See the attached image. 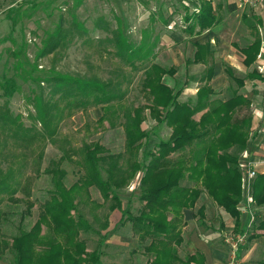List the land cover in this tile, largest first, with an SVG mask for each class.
Returning a JSON list of instances; mask_svg holds the SVG:
<instances>
[{
	"label": "trees",
	"instance_id": "1",
	"mask_svg": "<svg viewBox=\"0 0 264 264\" xmlns=\"http://www.w3.org/2000/svg\"><path fill=\"white\" fill-rule=\"evenodd\" d=\"M78 5L79 2H75V8ZM182 8L183 33L186 36H198L218 28L220 21L217 9L211 2L199 0V5H196L182 0ZM73 23L75 25L71 29L76 32L79 26L75 20ZM73 34L68 29L63 30L59 23L53 32L47 33L41 40V46L32 63L20 60L16 62L15 68L19 72L16 75L25 82L31 81L38 86L42 81L47 84L53 82L52 94L61 93L60 99L67 100L66 106H101L102 115L98 122L108 120L110 126L119 124L122 127L127 156L124 157L123 153L110 155L95 143L83 144L79 150L81 157L78 164L83 172L77 182L69 187L64 184L65 171L60 167L61 162H50L51 166L44 169V173L51 178L49 198L41 205L37 219L28 230L20 229L10 239L0 234V259L10 250L14 264H103L101 248L106 244L108 234L102 235L95 249L90 252L87 251L85 241L80 239L81 231L87 232L91 229L89 222L77 211L81 190L96 187L103 202L110 201V211L121 210L118 191L127 187L139 172L142 174L138 183L139 198L143 207L137 216H127L126 219L141 242L146 238L150 239V243L144 247V252L152 256L148 264L204 263L201 253L181 259L177 251V247L183 242L181 229L186 225L182 210L192 209L202 192L228 214L233 220L236 232L248 235L252 230L247 240L264 235V219L255 220L251 226L247 222L244 230L239 231V159L250 142L253 119L251 112L242 118H235L238 109L248 110L250 107V101L238 92L244 87L245 79L264 82V78L253 71L246 78L240 79L225 68L227 78L238 90L224 101H211L215 91L210 85L214 74L213 62L209 60L212 59L210 45L194 43L192 59L186 60L185 65L203 64L205 69L196 80L200 86L196 89L194 101L187 102L192 106L181 105L186 114L184 116L175 108L182 90L174 91L163 83L164 77H173L176 74L174 67L165 68L153 63L143 69L140 87L147 102L137 106L123 101L126 91L122 89L121 81L111 82L97 77L75 81L53 72L50 78L34 76L38 62L55 53L59 47L63 49ZM125 40L119 38L116 47L123 54L125 63L132 70H136L135 61L147 59L155 44L146 45V37L137 47ZM258 48L259 39H255L248 46L245 61L249 60L250 63L254 60ZM21 50H14L11 54L18 58ZM25 65L31 67L30 72L26 73ZM190 78L195 80L194 77ZM126 79V76H121L123 82ZM2 80L0 97L9 98L18 88L15 78L2 76ZM71 83L78 87L74 94L67 87ZM33 93L31 89V94ZM43 99V95H34L30 101L35 107L37 119L45 128L44 134L51 138L56 133V129H50L52 108ZM146 112L148 118L156 123V128L151 132L142 128L146 121ZM199 113V120H194L193 117ZM161 128L170 130L168 138H158L151 149L144 147L149 136L158 134ZM27 131L29 129L22 126L19 115L12 116L8 109L3 110L0 106V206L5 200H10L16 193L23 191L27 194L24 203L25 216L30 215L32 208L29 183L22 179L24 165H12L21 154L6 152V147L9 142L30 146L33 138H27ZM63 157H69L68 150L63 152L61 158ZM3 162L6 163L5 168L2 167ZM252 197L256 208L264 207V173H256ZM204 209L203 206L199 207L197 214L201 216ZM127 214L126 211L121 212L122 217ZM239 247L240 245L236 249ZM258 264H264V260Z\"/></svg>",
	"mask_w": 264,
	"mask_h": 264
},
{
	"label": "rangeland",
	"instance_id": "2",
	"mask_svg": "<svg viewBox=\"0 0 264 264\" xmlns=\"http://www.w3.org/2000/svg\"><path fill=\"white\" fill-rule=\"evenodd\" d=\"M77 1L79 5L75 8L74 4ZM242 8L250 13L253 9L251 1ZM242 8L238 9L242 11ZM183 13L182 0H0V84L3 81L2 76H7L15 78L18 86L11 97H0V106L3 110L8 109L12 116L19 115L22 126L29 129L26 133L27 138H33L28 147L13 142H9L6 147V152L21 154L12 165L15 167L24 165L22 179L29 183V200L32 203L28 216L24 215V203L27 199L25 192L19 191L12 199L2 203L0 234L6 239L17 235L20 229L28 230L37 219L41 205L49 198V191L52 189L51 178L44 173V169L51 166L50 162H61L60 167L65 171L64 184L69 187L77 182L83 172L78 166L81 157L79 150L83 144L95 143L102 146L110 155L123 153L124 157L127 156L122 127L119 124L112 127L108 120H104L103 123L98 122L102 115L101 106L96 107L92 104L87 107L66 106L67 100L60 99L61 93L52 94L53 82L47 84L42 81L38 86L31 81L25 82L16 75L19 73L15 68L16 62L20 60V62L32 63L41 46V40L47 33L53 32L59 23L63 30L68 29L73 34L75 31L73 32L71 27L75 25L73 23L75 20L79 30L70 37V42L68 41L63 49L59 47L55 53L38 62L34 76L50 78L53 72L64 77L68 76L75 81L93 77L111 82L121 81V87L126 91L123 101L137 106L147 102L140 87L143 69L153 63L165 68L174 67L176 74L173 77H164L163 83L174 91L182 90L175 108L186 116L181 105L192 106L187 102L195 99L196 89L200 86L196 80L202 74L204 66L185 65V60L192 58L195 49L192 44L193 39L183 33ZM223 16L228 28L230 23L232 24L230 26L233 34L225 35L219 28L213 35L210 33L216 64L210 84L215 91L211 101L214 99L224 101L238 90L224 74L218 72L220 65H226L225 56L229 51L226 47L230 49L231 42H236L246 34L241 28L235 30L238 20L235 14L232 18L229 13H224ZM119 38L126 39V42L135 47L141 45L144 40L146 45L155 44V47L147 59L136 60V70H132L116 47ZM20 48L22 49L20 56L13 57L11 52L14 50L18 52ZM30 68L25 65L26 73L30 72ZM233 73L238 78H244L246 75L242 69H236ZM122 75L127 78L124 82L121 80ZM190 77H194L195 80H191ZM67 87L73 94L78 90L74 83ZM31 89L34 95H43V100L52 108L50 129H56V133L51 138L44 134L45 128L37 119L35 107L30 101L34 97ZM238 92L246 98H252L250 82L245 79V86ZM250 112L252 113L251 106L250 111L245 108L238 109L235 118H242ZM200 116V113L196 114L193 119L197 121ZM142 128L150 132L156 128V123L148 118L147 112ZM252 132L251 129L250 142L257 136V132L255 134ZM169 134V129L161 128L158 134L149 136L144 147L153 148L158 138L166 140ZM65 150H68L70 158H61ZM242 155L239 159L241 165L246 163ZM241 165H239L240 169ZM2 167L5 168L6 163L3 162ZM141 175V172L137 173L127 187L118 191L121 210L110 211V201L103 202L96 187H90L86 191L81 190L77 211L89 222L91 229L87 232L81 231L80 239L85 241L87 251L90 252L95 249L100 237L108 234L106 244L101 248L103 264H148L152 259L151 255L144 252V247L150 243V239L146 238L141 242L131 223L126 219L127 216H137L143 207L138 187ZM201 206L205 208L202 217L197 214V209ZM244 206L241 188L238 209ZM122 211L128 214L122 217ZM183 212L185 210H182ZM188 213L192 218L187 222L183 213L186 225L181 229L183 242L177 247L181 259L195 253L202 254L209 250V246L214 248L212 247L214 243L216 247L213 250L217 252L222 245V239L227 235H232L228 238H234V234L243 233L235 231L233 220L204 192ZM246 213L249 214L247 209ZM251 231L246 236L245 242L240 244L241 246L247 243ZM224 232H227V235ZM253 244L255 245L254 264H258L264 260V239H259ZM243 248L242 251L245 253V250L252 247L250 244H245ZM0 264H14L10 250L2 255ZM222 264H225V260Z\"/></svg>",
	"mask_w": 264,
	"mask_h": 264
},
{
	"label": "crops",
	"instance_id": "3",
	"mask_svg": "<svg viewBox=\"0 0 264 264\" xmlns=\"http://www.w3.org/2000/svg\"><path fill=\"white\" fill-rule=\"evenodd\" d=\"M187 1L189 2V4L199 5V0H187ZM205 1L211 2L212 5L217 9V14L220 21L218 28L219 30L224 32L225 35H231L232 24L230 23L231 26L229 25L228 28V23L223 16L224 13H229V16L231 18L235 14L236 19L238 18L236 22L235 30L237 31L238 28H241L242 30H245L246 33L245 36L240 37L241 39H238L234 43L231 42L229 46L230 49L226 47L229 50L227 52V55L225 56V59L227 61L226 63L224 62V64L226 65L224 66L220 65L219 66L220 72L218 73L224 74L227 78V75L224 72L225 68L229 69L232 72L236 69L238 70L242 69L246 72L244 78H246V76H248V74L253 71L261 78H264V0H250L251 5L253 6V9L250 13L246 12L244 8H242L243 6H246V4L243 3L242 0H205ZM184 2L186 3V1ZM238 8H242L244 11L243 10L241 11ZM194 10H198V9L194 8ZM205 32H207V34H205ZM205 32L201 33L198 36H193V37L187 36V37L193 39L192 42L193 47H194V43H198L200 45H204V44L210 45L212 59L209 60L213 62L214 70H215L216 64L213 56V49L211 44L212 40L210 39V33H212L213 35V33H215L216 30L209 32L205 31ZM242 37H245L246 39H243ZM255 39H259V48L257 50V55L255 59L250 61L249 63V60L245 61V55H247L248 46H250L255 41ZM242 43H245V45H242ZM192 65H203V64H192ZM246 80L250 82V87L252 89V95H251L252 98H247L250 101V106L252 110L251 113L253 119L252 133L255 134L257 132V136L255 140L249 142L247 149L242 156L243 159H245L246 163H250L252 165L256 173H264V82L258 79H251V80L246 79ZM244 86H245V82H244ZM249 111H250V107H249ZM188 211L189 210H185V212H183L185 213L184 217L185 219H187V222L189 218H192V216L188 213ZM239 211L241 214L240 216L241 226L239 229L240 231V230H244L243 228L247 222L249 223V216L244 208L241 207ZM254 213H255V220L258 221L264 219V207L256 208L254 205ZM224 233L227 235V232ZM236 235H238V233L234 234V236ZM228 237H232V235L229 234L225 237V239H222L221 242L222 245L219 246L220 249L219 250L217 249V252L213 250L216 247V244L214 243L212 244V247L214 248H210L209 246V250H206L204 253H202L204 255L203 264H222L224 260H225V264H254L255 253L253 250L255 248V245L253 244V242L258 241L259 239H264V235L254 238L250 241L248 240L247 243L245 244H250L252 248L245 250L246 251L245 253L244 251H242L244 249L243 247L245 244L243 246L240 245L238 250L237 249L234 250L231 247L230 243L227 241ZM232 250H234V255L231 254ZM215 253H217L216 256ZM214 257L216 259H214Z\"/></svg>",
	"mask_w": 264,
	"mask_h": 264
},
{
	"label": "built area",
	"instance_id": "4",
	"mask_svg": "<svg viewBox=\"0 0 264 264\" xmlns=\"http://www.w3.org/2000/svg\"><path fill=\"white\" fill-rule=\"evenodd\" d=\"M243 3L248 4L250 0H242ZM241 165V164H240ZM242 177H241V188L243 190V198L245 202L244 209L248 211L249 223L248 226H251L255 222V213H254V199L252 197V184L255 178L256 172L253 169L250 163H243L241 166ZM252 210V211H251ZM247 234L242 233L234 236V238H228L227 241L230 243L231 247L235 250L236 247L240 244H243L246 240ZM234 250L232 253L234 255ZM233 258V257H232Z\"/></svg>",
	"mask_w": 264,
	"mask_h": 264
}]
</instances>
